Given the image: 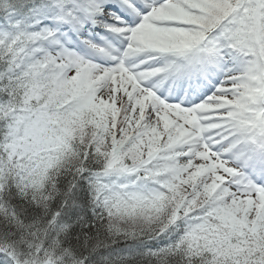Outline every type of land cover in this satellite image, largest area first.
Segmentation results:
<instances>
[{
	"label": "snow or ice",
	"instance_id": "1",
	"mask_svg": "<svg viewBox=\"0 0 264 264\" xmlns=\"http://www.w3.org/2000/svg\"><path fill=\"white\" fill-rule=\"evenodd\" d=\"M0 264H264V0H0Z\"/></svg>",
	"mask_w": 264,
	"mask_h": 264
}]
</instances>
